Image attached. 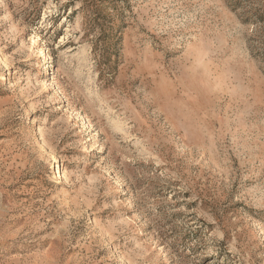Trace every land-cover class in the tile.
<instances>
[{
	"label": "rangeland",
	"instance_id": "rangeland-1",
	"mask_svg": "<svg viewBox=\"0 0 264 264\" xmlns=\"http://www.w3.org/2000/svg\"><path fill=\"white\" fill-rule=\"evenodd\" d=\"M0 264H264V0H0Z\"/></svg>",
	"mask_w": 264,
	"mask_h": 264
},
{
	"label": "bare ground",
	"instance_id": "bare-ground-1",
	"mask_svg": "<svg viewBox=\"0 0 264 264\" xmlns=\"http://www.w3.org/2000/svg\"><path fill=\"white\" fill-rule=\"evenodd\" d=\"M42 51H43V50L41 49V50H40V53H42Z\"/></svg>",
	"mask_w": 264,
	"mask_h": 264
}]
</instances>
